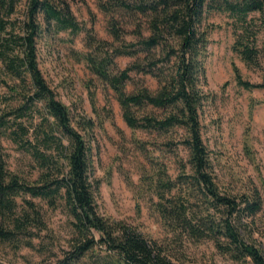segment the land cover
I'll return each mask as SVG.
<instances>
[{"label":"trees","instance_id":"trees-1","mask_svg":"<svg viewBox=\"0 0 264 264\" xmlns=\"http://www.w3.org/2000/svg\"><path fill=\"white\" fill-rule=\"evenodd\" d=\"M107 2L98 3L107 14L119 9L131 17H147L149 35L144 36L142 22L135 21L137 40L126 41L123 29L112 21L109 32L120 42L113 47L77 21L67 0H0V88L4 89L0 91V242L16 250L23 246L48 249L41 233L49 229L33 201L39 198L50 209L63 205L70 217L69 249L59 253L55 264H174L155 239L102 215L100 181L94 175L95 123L71 112L39 67L38 42L43 35L86 32L88 50L81 58L115 93L127 126L163 136L173 148L179 170L175 177L148 154L147 142L135 141L148 163L155 165L151 185L162 221L195 238L213 240L234 259L264 264L260 247L244 236L255 231L264 238L261 170L256 169V182L247 177L236 189H221L201 123L209 100L204 61L208 33L214 27L207 23V13L224 12L232 18V50L253 66L259 62L261 49L258 27L250 14L263 15L264 0H120L110 6ZM140 52L146 53L143 64L134 61L116 68V56ZM130 71L153 76L156 91L137 87L126 92ZM232 71L237 86L248 91L264 88V82L243 78L235 64ZM148 107L163 114L147 112ZM4 138L30 155L39 171L36 179L26 180L8 169ZM178 146L186 152V159L178 157ZM48 236L52 246L54 235Z\"/></svg>","mask_w":264,"mask_h":264},{"label":"rangeland","instance_id":"rangeland-1","mask_svg":"<svg viewBox=\"0 0 264 264\" xmlns=\"http://www.w3.org/2000/svg\"><path fill=\"white\" fill-rule=\"evenodd\" d=\"M67 1L77 21L96 39L107 41L113 47L120 42L109 32L112 21L118 22L123 29L126 41L137 40L133 33L135 21L142 22L144 36L150 33L146 28L147 17L139 14L131 17L119 9L107 14L98 6L101 1H108L110 6L120 0ZM250 17L258 27L257 45L261 49L259 62L253 66L246 65L232 50V18L218 11H210L206 15L207 23L214 27L208 33L204 61L205 89L209 100L201 115L202 137L210 151L215 179L221 189H236L247 177L256 182L257 168L264 178V88L248 91L237 86L232 71L235 64L243 78L254 83L264 82V12L263 15L253 12ZM87 50L86 32L76 36L66 31L47 33L38 42V62L57 98L71 112L83 114L95 123L94 175L100 181L98 205L102 215L155 239L174 264H251L248 258L237 260L222 252L211 239L195 238L162 221L156 207L158 198L151 185L150 175L154 173L155 165L148 163L135 141L147 142L148 154L158 163H164L171 177L179 171L173 148L165 144L167 138L163 136L127 126L115 93L91 72L81 58V53ZM154 54L157 57L158 52ZM145 55V52H140L136 56H116V68L123 69L134 61L143 64ZM130 76L131 80L125 84L126 92L130 93L137 87L155 92L158 87L157 80L150 74L130 71ZM0 91L3 93L4 89L0 88ZM146 111L159 116L163 114L152 107ZM3 145L8 169L26 180L36 179L39 171L30 155L7 138L3 139ZM177 153L179 158L186 159V152L180 146ZM260 191L263 199L260 217L264 219V192ZM33 201L41 208L49 229L46 234L41 233L43 243H49L48 249L39 251L23 246L16 250L11 244L0 242V264H55L59 253L69 249L72 231L70 217L63 205L50 209L39 198ZM52 233L54 243L51 246L48 235ZM244 236L245 241L252 240L264 254V238L259 232H248ZM39 241L34 240L35 243Z\"/></svg>","mask_w":264,"mask_h":264}]
</instances>
